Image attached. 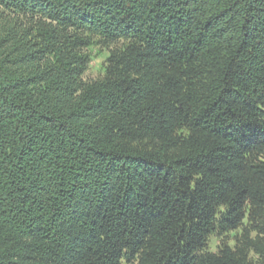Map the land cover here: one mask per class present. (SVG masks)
I'll return each mask as SVG.
<instances>
[{
  "label": "trees",
  "instance_id": "trees-1",
  "mask_svg": "<svg viewBox=\"0 0 264 264\" xmlns=\"http://www.w3.org/2000/svg\"><path fill=\"white\" fill-rule=\"evenodd\" d=\"M123 261L264 264V0H0V264Z\"/></svg>",
  "mask_w": 264,
  "mask_h": 264
},
{
  "label": "rangeland",
  "instance_id": "rangeland-1",
  "mask_svg": "<svg viewBox=\"0 0 264 264\" xmlns=\"http://www.w3.org/2000/svg\"><path fill=\"white\" fill-rule=\"evenodd\" d=\"M119 44L104 45L102 43L95 42L93 45L87 48L86 52L90 55V62L88 68L83 75L85 81H93L102 78L106 73V67L108 64V58L110 53ZM241 231L230 232L227 235H213L209 241L208 249L213 252H217L218 246L225 241L233 244L234 235L239 234ZM122 264H127L125 261Z\"/></svg>",
  "mask_w": 264,
  "mask_h": 264
}]
</instances>
